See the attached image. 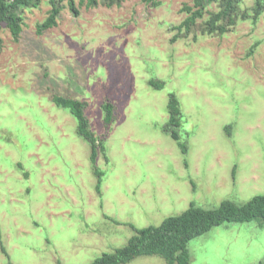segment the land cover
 Here are the masks:
<instances>
[{
	"label": "rangeland",
	"instance_id": "rangeland-1",
	"mask_svg": "<svg viewBox=\"0 0 264 264\" xmlns=\"http://www.w3.org/2000/svg\"><path fill=\"white\" fill-rule=\"evenodd\" d=\"M78 2L77 17L64 2L57 26L40 34L47 0L23 9L17 42L0 32V264H90L124 246L132 227L264 195V14L223 36L203 35L198 21L173 40L190 0ZM169 94L186 155L161 130ZM53 95L86 102L95 136L101 104L116 106L95 162ZM187 250L189 264H264V224L224 223Z\"/></svg>",
	"mask_w": 264,
	"mask_h": 264
},
{
	"label": "trees",
	"instance_id": "trees-1",
	"mask_svg": "<svg viewBox=\"0 0 264 264\" xmlns=\"http://www.w3.org/2000/svg\"><path fill=\"white\" fill-rule=\"evenodd\" d=\"M41 0H0V32L5 26L13 39L17 42L22 32L23 9H35ZM123 0H79L78 5L87 8H95L99 4L106 7L119 6ZM143 4L152 8L162 5L161 0H141ZM243 0H190V4H184L181 11L186 18L178 26L173 27L178 31L173 40L188 35L193 27L200 21V31L203 35L223 36L235 29L239 22L251 21L256 24L264 14V0H254L250 8L241 7ZM74 17L78 16L75 0H47L50 9L46 19L39 25L37 33L57 26V20L63 10V3ZM216 6L211 11L209 7ZM183 34V35H181ZM1 42V39H0ZM149 85L156 90H162L165 82L150 80ZM52 103L57 107L67 110L77 123V134L89 146L91 160L95 162L98 152L105 153L104 140L109 127L117 120L116 106L106 100L101 104L103 112L104 133L95 136L90 130L88 117L86 116L87 103L73 98H65L53 95ZM168 118L162 126V132L177 142L183 155L187 154L186 143L180 142V129L183 125V114L180 103L174 94H169L167 102ZM98 175V186L102 173ZM258 221L264 224V195L255 196L244 204H236L225 200L215 209H203L191 205L178 216L168 217L155 227L149 226L135 229L134 235L128 239L121 248L110 253H103L90 264H129L140 257L157 256L163 259L165 264H189L188 243L206 233L212 228L224 223H250Z\"/></svg>",
	"mask_w": 264,
	"mask_h": 264
}]
</instances>
